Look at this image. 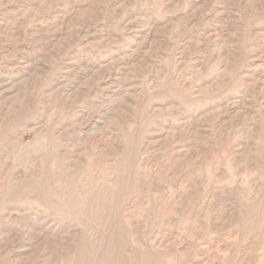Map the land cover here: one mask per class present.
Here are the masks:
<instances>
[{"label":"rangeland","instance_id":"obj_1","mask_svg":"<svg viewBox=\"0 0 264 264\" xmlns=\"http://www.w3.org/2000/svg\"><path fill=\"white\" fill-rule=\"evenodd\" d=\"M0 264H264V0H0Z\"/></svg>","mask_w":264,"mask_h":264},{"label":"bare ground","instance_id":"obj_2","mask_svg":"<svg viewBox=\"0 0 264 264\" xmlns=\"http://www.w3.org/2000/svg\"><path fill=\"white\" fill-rule=\"evenodd\" d=\"M54 49V48H53ZM140 160V159H139ZM52 173V172H51ZM137 173V172H136ZM254 183V182H253ZM58 185V184H57ZM56 187V186H55ZM62 188V187H61ZM55 190V189H54ZM46 192V191H45ZM115 194V193H114ZM116 198V197H115ZM116 202V201H115ZM122 202V201H121ZM9 215V214H8ZM114 216V215H113ZM63 226V225H62ZM58 228V227H57ZM68 228V227H67ZM40 230V229H39ZM44 231V230H43ZM52 231V230H51ZM83 231V230H82ZM42 232V231H41ZM67 233V232H66ZM47 236V235H46ZM72 236V235H71ZM89 236V235H87ZM61 237V236H60ZM46 239V238H45ZM58 241V240H57ZM17 243V242H16ZM91 244V243H90ZM7 245V244H6ZM23 246V245H22ZM41 246V245H40ZM49 247V246H48ZM5 248V247H4ZM50 248V247H49ZM86 257V256H85Z\"/></svg>","mask_w":264,"mask_h":264}]
</instances>
